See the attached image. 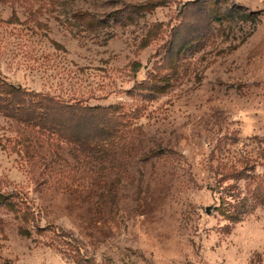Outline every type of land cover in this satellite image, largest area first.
<instances>
[{
  "label": "rangeland",
  "instance_id": "374dc122",
  "mask_svg": "<svg viewBox=\"0 0 264 264\" xmlns=\"http://www.w3.org/2000/svg\"><path fill=\"white\" fill-rule=\"evenodd\" d=\"M195 1L0 0L1 77L130 116L115 156L0 115V190L32 214L0 204V264H264V206L230 223L217 173L244 159L264 171V0H228L257 22L214 23L173 53ZM150 2L162 5L134 13ZM155 70L161 92L139 95ZM249 182L230 183L245 194Z\"/></svg>",
  "mask_w": 264,
  "mask_h": 264
},
{
  "label": "trees",
  "instance_id": "16d2710c",
  "mask_svg": "<svg viewBox=\"0 0 264 264\" xmlns=\"http://www.w3.org/2000/svg\"><path fill=\"white\" fill-rule=\"evenodd\" d=\"M161 5L150 2L133 7V11L140 15L144 12H152ZM190 5L196 6L191 14L189 13ZM227 5L228 0H197L186 5L182 11L185 18L179 30L186 29V34L178 43H171L173 53L177 47H179L178 53H183L196 40L200 44L204 43L209 38L214 23L222 26L225 22L234 19L257 22L254 14L231 10ZM223 6L226 8L222 9ZM196 13H199V19L197 17L195 20H190ZM129 18L132 20L134 16H129ZM179 33L176 34L179 35ZM159 78L161 77H159L158 70H155L151 78L153 82L143 84L140 88L135 87V91L139 92V95L140 92H161ZM0 115L25 125L41 137L49 139L58 148H61V144L75 146L79 153L86 155L95 152L105 154L106 149L110 147L115 156L126 139L129 127L128 117H130L123 108L89 106L82 99L65 100L50 93L29 90L21 85L10 83L1 76ZM30 140H19L17 146L24 144L28 149ZM0 145H2L1 141ZM217 173L221 177L219 185L223 187L227 183L223 189L228 191V194L221 198L219 210L230 223L241 222L244 216L250 212L249 205L251 203L264 206V171L256 173L255 166L250 165L248 159L242 161V168L225 165L217 169ZM244 176L250 182L247 185L246 193L242 194L238 191L239 187L236 183L230 182H238ZM12 198H14L13 194L0 190V204L21 213L20 217L27 221L32 216L29 208L24 205V201H21L19 205ZM23 233L27 236L30 235L29 231H23ZM60 237L69 238L67 233H61ZM65 244L71 247V249H67L69 255L74 258L83 257L80 248Z\"/></svg>",
  "mask_w": 264,
  "mask_h": 264
}]
</instances>
